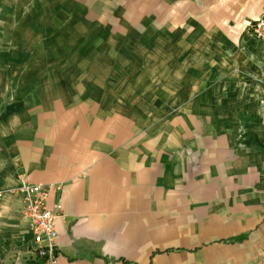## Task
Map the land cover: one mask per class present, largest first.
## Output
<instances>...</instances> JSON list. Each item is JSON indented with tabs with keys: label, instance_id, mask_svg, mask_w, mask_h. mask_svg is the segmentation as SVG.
<instances>
[{
	"label": "crops",
	"instance_id": "0c3cea01",
	"mask_svg": "<svg viewBox=\"0 0 264 264\" xmlns=\"http://www.w3.org/2000/svg\"><path fill=\"white\" fill-rule=\"evenodd\" d=\"M7 3L53 32L0 38V264H48L25 182L54 264H264V0Z\"/></svg>",
	"mask_w": 264,
	"mask_h": 264
},
{
	"label": "built area",
	"instance_id": "2783aa9c",
	"mask_svg": "<svg viewBox=\"0 0 264 264\" xmlns=\"http://www.w3.org/2000/svg\"><path fill=\"white\" fill-rule=\"evenodd\" d=\"M248 32L264 43V14L249 23ZM9 193L21 199L23 216L31 223L34 235V252L37 257L48 264L57 260L60 234L57 229L61 218L62 206L50 204L54 190L51 186L25 182ZM6 191H0V199Z\"/></svg>",
	"mask_w": 264,
	"mask_h": 264
},
{
	"label": "rangeland",
	"instance_id": "374dc122",
	"mask_svg": "<svg viewBox=\"0 0 264 264\" xmlns=\"http://www.w3.org/2000/svg\"><path fill=\"white\" fill-rule=\"evenodd\" d=\"M6 7H10L9 3H7V0H0V10L2 8L5 9ZM11 13H9L7 19V17L2 18L3 12L0 11V38H4L5 36H8V38H51V33L53 31H51L50 26L41 28L37 26L35 22L33 24L27 21L19 22L20 16L15 19L14 16L18 15H13ZM5 21L11 24L10 27L3 25ZM10 35H12V37Z\"/></svg>",
	"mask_w": 264,
	"mask_h": 264
},
{
	"label": "trees",
	"instance_id": "16d2710c",
	"mask_svg": "<svg viewBox=\"0 0 264 264\" xmlns=\"http://www.w3.org/2000/svg\"><path fill=\"white\" fill-rule=\"evenodd\" d=\"M158 253V252H157Z\"/></svg>",
	"mask_w": 264,
	"mask_h": 264
}]
</instances>
